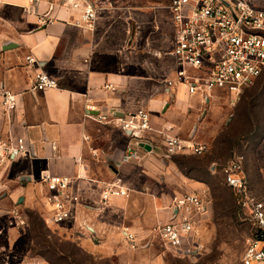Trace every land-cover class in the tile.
<instances>
[{
    "label": "crops",
    "instance_id": "0c3cea01",
    "mask_svg": "<svg viewBox=\"0 0 264 264\" xmlns=\"http://www.w3.org/2000/svg\"><path fill=\"white\" fill-rule=\"evenodd\" d=\"M0 3L21 8L24 15L23 31L16 42L0 52V84L21 94L11 119L1 120L0 133L23 134L31 146L29 152L0 167V216L14 203L30 207L40 202L39 176L43 171L71 176L70 189L77 204L74 219L65 222L72 227L69 235L83 253L93 257L111 253L112 247L107 243L118 233L123 237V227L138 237L149 223V216H160L153 207L156 200L146 190L155 171L150 162L163 156L162 133L176 134L186 143L206 144L194 128L187 137L179 135L190 124L185 119L186 109L205 101L200 94H188L184 86L166 90L159 71L166 59L170 62L166 67L174 68V60L172 56L159 55L160 51L150 44L145 45V56H134L133 45L124 51L105 48L107 38L103 30L107 25L101 15L90 30L81 23L79 10L62 7L58 0H0ZM39 15L44 16L43 22L38 20ZM168 25L172 42L170 14ZM150 49L157 51L158 56H148ZM26 56L36 58L37 64H28ZM39 69L57 78L58 86L32 90L33 77ZM152 72L160 77L157 84L148 81ZM148 90L156 97L142 100L135 107L152 110L148 111L153 130L144 142L151 149L135 147L136 159L125 162L123 157L134 146V140L122 132L113 135L111 124H114L99 122L96 116L105 114L109 118L111 111L123 114L134 110L127 94ZM169 95L174 96L177 112L171 107L169 114L166 111L165 116H160L154 110L162 109ZM170 111L176 114L172 119ZM116 181L126 189V195L113 197L100 207L101 191ZM143 204L149 207L143 208ZM33 245L34 239L24 227L21 230L7 227L0 235V248L23 254L26 262L22 264H53L44 258H29L27 253ZM67 259L75 257L67 254Z\"/></svg>",
    "mask_w": 264,
    "mask_h": 264
},
{
    "label": "rangeland",
    "instance_id": "374dc122",
    "mask_svg": "<svg viewBox=\"0 0 264 264\" xmlns=\"http://www.w3.org/2000/svg\"><path fill=\"white\" fill-rule=\"evenodd\" d=\"M99 1L98 16L101 15L103 24L107 25L103 30V35L107 38L105 48L124 51L125 47L133 45L134 56H145V45L148 43L147 46L150 44V47L160 51L159 55L170 56L168 49L171 31L166 8L169 0ZM23 21L21 8L0 3V52L16 42L23 31ZM148 52V56H158L157 51L150 49ZM165 61L160 74L170 64L167 59ZM153 72L157 71L154 69ZM153 72L148 81L157 84L160 77ZM151 91L127 94L134 104V110L138 108L135 107L136 103L140 105L142 100L156 97ZM173 98V95H169L164 107L154 111L160 116H165L166 111L169 114L171 107L172 110L175 109ZM170 113L173 115L166 116L169 119L176 116L172 111ZM185 119L190 124L185 133L178 134L187 137L194 128L198 137L206 143V150L195 155L189 147L190 150L186 153L179 152L178 155L169 157L160 155L150 162V168L155 171L146 191L156 200L153 207L160 216H149L150 220L144 231L138 233L142 244L138 249H130L124 237L118 233L107 243L112 247L111 253L90 256L78 250L74 237L69 235L72 228L69 224L45 220L42 205L37 203L25 207L14 203L11 209L18 208L25 214L24 229L34 239L32 250L27 253L28 257L48 258L57 264H68L57 255L56 251L61 250L66 255L72 254L77 264H241L243 251L254 226L246 211L238 207L232 189L223 183L222 168L229 160L241 157L243 173L251 194L264 201V75L237 96L216 92L209 101L202 102L196 108L189 107L185 111ZM111 126L113 135L118 136L121 132L119 127ZM164 152V146L161 145V154ZM192 159L198 162L191 168L189 162ZM133 185L136 188L137 181ZM184 192L199 193L205 202L204 212L197 217L195 252L167 249L151 232L153 226L167 217L171 198ZM142 207L149 206L143 204ZM26 211L35 214L28 217Z\"/></svg>",
    "mask_w": 264,
    "mask_h": 264
},
{
    "label": "built area",
    "instance_id": "2783aa9c",
    "mask_svg": "<svg viewBox=\"0 0 264 264\" xmlns=\"http://www.w3.org/2000/svg\"><path fill=\"white\" fill-rule=\"evenodd\" d=\"M58 4L79 10L81 23L90 30L95 28L100 11L98 1L58 0ZM166 8L173 30L168 54L175 63L174 68L161 74L166 90L184 86L188 94H200L204 101H209L215 92L237 96L264 75V0H169ZM43 18L39 15L38 20L43 22ZM26 62L37 64L33 56H26ZM57 86V78L48 72L42 69L35 72L32 90L42 91ZM20 95L0 84V122L3 118L10 120L17 111ZM96 120L112 122L134 140V146L123 157L125 162L136 159L135 147L142 148L153 130L150 112L143 107L123 114L111 111L109 118L99 114ZM162 145L164 157L186 153L190 148L193 154L200 155L207 147L203 143H186L171 133H162ZM30 149L25 135L0 133V167ZM241 164L242 158L238 156L222 168L224 183L232 189L237 203L254 226L241 264H264V201L251 194ZM39 180L42 185L39 203L45 209V220L51 223L72 221L77 204L70 189L72 177L43 171ZM124 195L126 189L119 182L109 183L101 191L98 205L104 207L111 198ZM167 210L166 219L153 226L151 232L167 249L195 252L197 217L205 210L201 194H176ZM25 225V215L18 208H12L0 216V235L7 227L21 230ZM122 233L130 249H138L142 245L136 233L128 227H123ZM24 262L25 257L20 252L0 248V264Z\"/></svg>",
    "mask_w": 264,
    "mask_h": 264
},
{
    "label": "trees",
    "instance_id": "16d2710c",
    "mask_svg": "<svg viewBox=\"0 0 264 264\" xmlns=\"http://www.w3.org/2000/svg\"><path fill=\"white\" fill-rule=\"evenodd\" d=\"M260 78V77H259ZM179 153H177V154H172L171 156H174V155H178ZM196 155V154H195ZM196 162H198L197 160H195V159H192L190 162H189V167H194L193 165H195V163ZM222 181H223V176H222ZM223 183H224V181H223ZM225 184V183H224ZM226 185V184H225ZM236 198V197H235ZM236 201H237V199H236ZM238 204V203H237ZM238 207L240 208V206H239V204H238ZM26 214H27V216L28 217H31L32 216V214H35V213H33V212H29V211H26ZM42 221H43V219H42ZM44 222V221H43ZM253 232H254V229H253V231H252V234H253ZM251 234V235H252ZM56 251V250H55ZM56 253H57V255L59 256V257H61L62 259L64 258V260H65V262L66 263H68V264H77V261L75 262V260H71V261H67V255L64 253V252H62L61 250H59V252L58 251H56ZM72 255V254H71ZM47 260L49 261V262H51V263H53V264H57V263H55L53 260L51 261L50 259H48L47 258Z\"/></svg>",
    "mask_w": 264,
    "mask_h": 264
},
{
    "label": "water",
    "instance_id": "95a60500",
    "mask_svg": "<svg viewBox=\"0 0 264 264\" xmlns=\"http://www.w3.org/2000/svg\"><path fill=\"white\" fill-rule=\"evenodd\" d=\"M142 147L145 149V150H147V151H150V149H151V146L149 145V144H142Z\"/></svg>",
    "mask_w": 264,
    "mask_h": 264
}]
</instances>
